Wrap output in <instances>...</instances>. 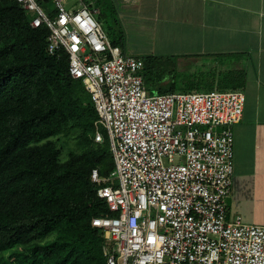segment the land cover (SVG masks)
<instances>
[{"label": "built area", "instance_id": "built-area-1", "mask_svg": "<svg viewBox=\"0 0 264 264\" xmlns=\"http://www.w3.org/2000/svg\"><path fill=\"white\" fill-rule=\"evenodd\" d=\"M16 1L90 94L95 142L108 133L115 170L91 173L112 213L92 220L113 245L107 264H264V226L227 218L245 94H152L144 59L113 46L89 5Z\"/></svg>", "mask_w": 264, "mask_h": 264}, {"label": "trees", "instance_id": "trees-1", "mask_svg": "<svg viewBox=\"0 0 264 264\" xmlns=\"http://www.w3.org/2000/svg\"><path fill=\"white\" fill-rule=\"evenodd\" d=\"M31 19L16 0H0V264H107L113 245L92 220L112 213L91 173L110 176L114 157L95 142L90 94ZM143 59L154 93L160 58ZM71 129L83 150L62 161L53 138Z\"/></svg>", "mask_w": 264, "mask_h": 264}, {"label": "crops", "instance_id": "crops-1", "mask_svg": "<svg viewBox=\"0 0 264 264\" xmlns=\"http://www.w3.org/2000/svg\"><path fill=\"white\" fill-rule=\"evenodd\" d=\"M81 1L97 11L113 46L137 57L160 58L161 82L152 94L208 93L231 86L245 94L243 118L234 127L227 218L241 216L264 226V0ZM109 3L110 14L99 18ZM115 29L120 41L110 33ZM128 46L142 49L131 54Z\"/></svg>", "mask_w": 264, "mask_h": 264}, {"label": "rangeland", "instance_id": "rangeland-1", "mask_svg": "<svg viewBox=\"0 0 264 264\" xmlns=\"http://www.w3.org/2000/svg\"><path fill=\"white\" fill-rule=\"evenodd\" d=\"M102 1L105 3L106 0H102ZM75 2H76V0H68L69 6H71ZM97 7L101 8V3H99L97 5ZM111 9H112V5L109 3L108 4V8H106V11L104 10L103 14L100 15L99 18L104 19L105 15H107V13L110 14ZM30 15L33 16V13H30ZM114 28H116V26H114ZM110 33H112V35L116 34L118 41H120L119 40L120 31L115 29V30L110 31ZM138 49H142V48H133V47H129L128 46V48L126 50L129 53L132 54L135 51H138ZM143 72H144V70H143ZM147 82H150V81L147 80ZM146 87L148 88V90H150L149 83L146 84ZM221 91H234V90H233V88H230V89L228 88V89H225V90L221 89ZM100 132L103 135L104 140L106 142L107 150L112 152V148H111V145H110V140H109L108 133H107L106 129L101 127L100 128ZM79 135H80L79 134V130L71 129V130L67 131L66 133L62 134L61 136L53 138L57 142L58 146L61 149V159H62V161H66L70 157V155L72 153H80V152H82L83 149H82L81 139L79 138Z\"/></svg>", "mask_w": 264, "mask_h": 264}]
</instances>
